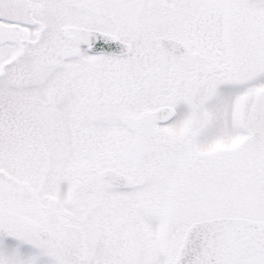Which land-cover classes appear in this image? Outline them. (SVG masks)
Instances as JSON below:
<instances>
[{
    "label": "snow or ice",
    "instance_id": "obj_1",
    "mask_svg": "<svg viewBox=\"0 0 264 264\" xmlns=\"http://www.w3.org/2000/svg\"><path fill=\"white\" fill-rule=\"evenodd\" d=\"M0 264H264V0H0Z\"/></svg>",
    "mask_w": 264,
    "mask_h": 264
}]
</instances>
